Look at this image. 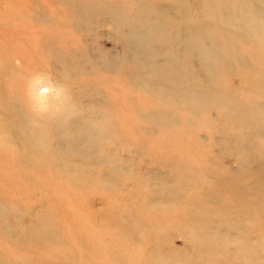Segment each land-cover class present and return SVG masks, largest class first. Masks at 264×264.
<instances>
[{
    "label": "rangeland",
    "instance_id": "rangeland-1",
    "mask_svg": "<svg viewBox=\"0 0 264 264\" xmlns=\"http://www.w3.org/2000/svg\"><path fill=\"white\" fill-rule=\"evenodd\" d=\"M0 264H264V0H0Z\"/></svg>",
    "mask_w": 264,
    "mask_h": 264
},
{
    "label": "clouds",
    "instance_id": "clouds-1",
    "mask_svg": "<svg viewBox=\"0 0 264 264\" xmlns=\"http://www.w3.org/2000/svg\"><path fill=\"white\" fill-rule=\"evenodd\" d=\"M67 89L62 85L49 84L42 88H37L31 94L33 111L37 115H44L52 112V101H62L66 97ZM61 110V104H57L56 111Z\"/></svg>",
    "mask_w": 264,
    "mask_h": 264
},
{
    "label": "bare ground",
    "instance_id": "bare-ground-1",
    "mask_svg": "<svg viewBox=\"0 0 264 264\" xmlns=\"http://www.w3.org/2000/svg\"><path fill=\"white\" fill-rule=\"evenodd\" d=\"M88 6V5H87ZM94 7V6H93ZM62 10V9H61ZM81 10V9H80ZM86 12V11H85ZM90 12V11H89ZM21 13V12H20ZM30 14V13H29ZM108 15V14H107ZM114 15V16H113ZM112 17H113V20L114 21H116L117 22V17L115 16V14L113 13L112 14ZM141 20V19H140ZM79 21L80 20H78V21H76L75 22V25L76 26H78L79 27V29L80 30H83V27L81 26V24L79 23ZM37 22V21H36ZM27 23V22H26ZM47 23V22H46ZM49 25V24H48ZM38 26V25H37ZM41 26V25H40ZM24 29V28H23ZM25 29H27V28H25ZM30 30H32V29H30ZM86 33V32H85ZM30 41H32L31 39H30ZM40 48H42V47H40ZM43 49V48H42ZM112 78H114V77H112ZM6 84V83H5ZM5 86V85H4ZM30 90V89H29ZM30 93H31V91H30ZM29 108V111L28 112H26V115H28V114H30V113H33V114H31V118H34V119H41L42 117H41V115H37L34 111H33V107L32 106H29L28 107ZM25 110V109H24ZM65 111H69V109L67 108ZM57 111H55V113H56ZM60 113H63L64 114V116H62V115H60L59 116V118H57V119H60L61 121H64L65 123H67V124H69V125H71L72 124V121H70L69 119L68 120H66V118H65V116L68 114L67 112H64L62 109L59 111ZM254 114V113H253ZM44 116H46V114L44 115ZM50 143H52V142H50ZM260 163H262V162H260Z\"/></svg>",
    "mask_w": 264,
    "mask_h": 264
}]
</instances>
